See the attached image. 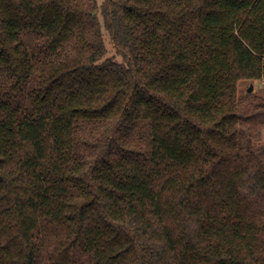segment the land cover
<instances>
[{"label": "trees", "instance_id": "obj_1", "mask_svg": "<svg viewBox=\"0 0 264 264\" xmlns=\"http://www.w3.org/2000/svg\"><path fill=\"white\" fill-rule=\"evenodd\" d=\"M244 80L264 0H0V264H264Z\"/></svg>", "mask_w": 264, "mask_h": 264}, {"label": "rangeland", "instance_id": "obj_2", "mask_svg": "<svg viewBox=\"0 0 264 264\" xmlns=\"http://www.w3.org/2000/svg\"><path fill=\"white\" fill-rule=\"evenodd\" d=\"M107 47H108V55H112L114 53L113 45L107 39ZM253 86L252 94L262 97L264 96V83L260 81H249L244 80L239 84V90L241 93H249L248 89ZM248 137H250L251 141L255 145L264 144V122H260L258 120H250L247 122L242 129Z\"/></svg>", "mask_w": 264, "mask_h": 264}, {"label": "water", "instance_id": "obj_3", "mask_svg": "<svg viewBox=\"0 0 264 264\" xmlns=\"http://www.w3.org/2000/svg\"><path fill=\"white\" fill-rule=\"evenodd\" d=\"M248 92H249V93L253 92V86H251V87L248 89Z\"/></svg>", "mask_w": 264, "mask_h": 264}]
</instances>
